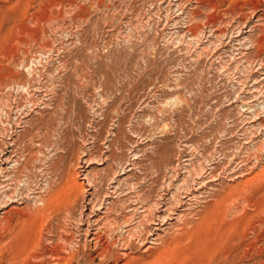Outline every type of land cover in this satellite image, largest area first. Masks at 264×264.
<instances>
[{
  "label": "rangeland",
  "instance_id": "1",
  "mask_svg": "<svg viewBox=\"0 0 264 264\" xmlns=\"http://www.w3.org/2000/svg\"><path fill=\"white\" fill-rule=\"evenodd\" d=\"M5 1L0 264H264V0Z\"/></svg>",
  "mask_w": 264,
  "mask_h": 264
},
{
  "label": "bare ground",
  "instance_id": "2",
  "mask_svg": "<svg viewBox=\"0 0 264 264\" xmlns=\"http://www.w3.org/2000/svg\"><path fill=\"white\" fill-rule=\"evenodd\" d=\"M1 1V0H0ZM10 1V0H9ZM9 1H7V2H9ZM6 2V1H5ZM6 2V3H7ZM207 2V1H206ZM209 2V1H208ZM1 3H3V2H1ZM18 3V2H17ZM40 3V2H39ZM259 3V2H258ZM11 5V4H10ZM9 6V5H8ZM8 6L6 7L5 6V8H7V9H9L8 8ZM7 9H5L4 11H6ZM42 11V10H41ZM2 15H3V13H2ZM8 15H10V14H8ZM9 17V16H8ZM30 19V18H29ZM16 25V24H15ZM15 29V28H14ZM28 35V34H27ZM3 37V36H2ZM42 55H40V57H41ZM39 57V56H38ZM33 58H35V57H33ZM32 58V61L31 62H34V63H32V64H30L29 63V65L26 67V70H27V73H28V75L29 76H31L32 77V75L34 74V71H35V68L33 67L34 65H35V63H36V65H37V63H39V64H41V61H39L38 59H33ZM47 58V57H46ZM44 59V58H43ZM42 59V60H43ZM42 65V64H41ZM36 67V66H35ZM37 69V68H36ZM38 72V71H37ZM36 73V72H35ZM11 94V93H15V94H20V93H23V94H29V85L28 84H20V83H11L10 85H6V86H4V87H1L0 88V137L3 135V133H4V131L5 132H7V130H8V128L7 127H9V130H11L12 129V125L10 124L11 123V120L13 119H10V112L13 110V108L11 109V107H9V106H11V104H9V102H7V101H5V98H4V95L5 94ZM9 96H11V95H9ZM8 100V99H7ZM27 102H29V101H27ZM5 107H8V108H6L7 110H9V113H7V112H5L4 111V108ZM15 110H14V115H15V117H14V121H16L17 119H18V116H20L21 114H22V111L23 110H25V108H26V106L25 105H23V104H20V103H18L15 107ZM30 109V108H29ZM6 110V111H7ZM24 113V112H23ZM23 115V114H22ZM15 125V124H14ZM12 132V131H11ZM14 132V131H13ZM8 135V134H7ZM4 141H3V139L1 138L0 139V157H1V155L3 154V148H2V146H3V144L5 143H3ZM264 147V146H263ZM5 148V147H4ZM25 156H27L26 154H25ZM256 156V155H255ZM253 157V156H252ZM251 157V158H252ZM26 158V157H25ZM10 160V159H9ZM8 160V161H9ZM22 160H24V158H23V156H21L19 159L17 158V159H15V160H13V162H12V164L10 165V166H2L1 164H0V189H2V187H4V186H6V185H2L3 183H5L6 181H9V180H14V181H16L17 179H18V176L19 175H16V172L18 171V169L20 168V166L22 165ZM258 160V159H257ZM21 161V162H20ZM11 163V162H10ZM38 164V163H37ZM261 166V165H260ZM24 168H25V166H22L20 169L21 170H24ZM73 173H74V171H73ZM73 173H71L70 174V176H69V178H71L70 180L72 181V183H73V185H75L76 187L78 186L79 188H81L80 187V185H78L77 184V182L75 181L76 179H74V175H73ZM76 174V173H75ZM257 174H258V172H257ZM24 175V174H23ZM76 176V175H75ZM23 177V176H22ZM76 178V177H75ZM21 181V180H20ZM70 181V182H71ZM245 182V181H244ZM254 183V182H253ZM244 184V183H243ZM252 184V183H251ZM256 184V183H255ZM246 188V187H245ZM5 189V188H4ZM7 190V189H6ZM15 193H16V195H15ZM22 195V193H20V192H18V191H16V192H14V191H10V193H8V192H5L4 190L3 191H1V193H0V210H2L3 208H5V210L4 211H2L1 212V215H0V244L3 242V240H7L8 238L10 239V240H12V241H14L13 243V245L11 246L12 248H11V251H10V258H12L13 260H14V258L15 259H17L16 257L18 256V241H19V237H20V231L21 230H18V231H16L14 234H13V236L10 238L9 237V235H10V231L12 230V227H14L15 225H16V223L18 222V220L16 219V218H18L19 217V219H20V217H24V219H26L25 218V216H27L28 215V213L29 212H26V211H18V208H17V210L16 209H13L12 208V206H11V208H8V209H6V207H8L9 205H11L12 203H15V202H17V199H20L21 200V198H18V197H20ZM24 195V194H23ZM15 198H17V199H15ZM23 200V199H22ZM35 200V199H34ZM50 201H51V199H50ZM20 202V201H19ZM40 204L42 203V201H38ZM45 202V201H44ZM35 203V202H34ZM37 204V203H36ZM45 204V203H44ZM35 205V204H34ZM42 205V204H41ZM46 205V204H45ZM49 205V203L47 202V206ZM16 207V206H15ZM40 208V207H39ZM39 208H37V209H39ZM41 208H43V207H41ZM36 209V210H37ZM46 210H47V208H45ZM41 210V209H40ZM40 210H39V212H40ZM228 210V209H227ZM32 211V210H31ZM35 211V210H34ZM45 212V211H44ZM33 213H35V212H33ZM32 213V214H33ZM14 214H17V216H16V218L13 216ZM45 214V213H44ZM31 215V214H30ZM40 216H42L41 214H40ZM52 216V215H51ZM36 217V216H35ZM39 217V216H38ZM43 217V216H42ZM44 218V217H43ZM14 219H16V220H14ZM28 219V218H27ZM26 219V220H27ZM37 219V218H36ZM43 220V219H42ZM12 222H14L15 223V225L13 226L12 225ZM22 222H24V221H22ZM40 222V221H39ZM47 222V221H46ZM51 222V221H50ZM20 223V222H19ZM43 224V223H42ZM24 225V224H23ZM51 226V225H50ZM49 227V226H48ZM22 228V227H21ZM44 229V228H43ZM188 229V228H187ZM15 231V230H14ZM108 231V230H107ZM40 232V231H39ZM262 232V231H261ZM178 234V233H177ZM12 235V234H11ZM103 236V235H102ZM43 238V237H42ZM94 239V238H93ZM110 240V239H109ZM190 240V239H189ZM9 242H11V241H9ZM3 244V243H2ZM53 244V243H52ZM83 244V243H82ZM120 245V244H119ZM1 246V245H0ZM54 247V246H53ZM96 247V246H95ZM0 249H1V247H0ZM32 250V249H31ZM92 250V249H91ZM1 252V251H0ZM142 252V251H141ZM236 253V252H235ZM29 254V253H28ZM56 254V253H55ZM3 255V254H2ZM1 255V256H2ZM129 255V254H128ZM64 256V255H63ZM126 256V255H125ZM150 256V255H149ZM57 258H62L61 256H56ZM22 258V257H21ZM123 258V257H122ZM11 259V260H12ZM114 259V258H113ZM56 260H58V259H56ZM61 261V260H60ZM59 261V262H60ZM24 262V261H23ZM45 262V261H44ZM55 262H57V261H55ZM62 262V261H61ZM60 262V263H61ZM14 263V262H13ZM63 263V262H62ZM61 263V264H62ZM56 264V263H55Z\"/></svg>",
  "mask_w": 264,
  "mask_h": 264
},
{
  "label": "built area",
  "instance_id": "3",
  "mask_svg": "<svg viewBox=\"0 0 264 264\" xmlns=\"http://www.w3.org/2000/svg\"><path fill=\"white\" fill-rule=\"evenodd\" d=\"M42 55V54H41Z\"/></svg>",
  "mask_w": 264,
  "mask_h": 264
}]
</instances>
